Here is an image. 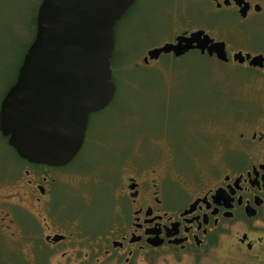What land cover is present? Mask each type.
Returning a JSON list of instances; mask_svg holds the SVG:
<instances>
[{
  "label": "flooded vegetation",
  "instance_id": "1",
  "mask_svg": "<svg viewBox=\"0 0 264 264\" xmlns=\"http://www.w3.org/2000/svg\"><path fill=\"white\" fill-rule=\"evenodd\" d=\"M204 1L207 13H223L225 19L215 27L181 30L174 41L166 43L197 31L224 43L225 59L217 53L191 50L245 70L236 87L237 99L244 104L234 109L229 103L223 106L216 121L222 132H199L204 139L200 143L199 137L194 138L189 166H183L163 141L148 160L135 156L106 164L102 169L113 198V216L103 226L87 228L77 219H62V210L52 208L57 184L87 191L91 180L72 181L73 171L66 178H52L47 171L67 170L87 140L91 116L106 110L114 98L90 114L84 144L65 165L22 158L0 130L29 167L24 170L25 179L20 175L7 184L10 189L23 188L15 191L17 195L1 194L8 186L0 179V230L10 232L16 220L19 231L10 236L31 245L29 264H264V0ZM164 54L182 56L170 52L159 58ZM195 162L200 163L197 170ZM22 193L28 195L25 201L20 199ZM81 195L90 197L89 193ZM29 200L30 208L24 203ZM18 209L38 219L40 225L32 233L23 231Z\"/></svg>",
  "mask_w": 264,
  "mask_h": 264
},
{
  "label": "rangeland",
  "instance_id": "2",
  "mask_svg": "<svg viewBox=\"0 0 264 264\" xmlns=\"http://www.w3.org/2000/svg\"><path fill=\"white\" fill-rule=\"evenodd\" d=\"M41 2L0 0V101L17 78L33 41L36 33L33 18ZM206 6L204 0H136L118 21L111 62L116 95L106 110L91 116L87 140L67 170L47 171L52 178L58 175L66 178L73 171L72 181L78 183V178L92 181L87 191L80 186L77 191L67 183L55 186L52 208L54 212L62 210V219H77L90 229L103 226L113 216V198L102 169L106 164L114 165L135 156L148 160L154 154L152 150L157 149L155 146L163 141L170 145L183 166H189L194 138L199 137L200 143L204 139L199 132H222L216 121L225 109L223 106L229 103L234 109L244 104L237 99L236 87L246 73L236 65L222 64L197 50L180 57L164 54L158 61L144 64L148 50L174 41L179 31L215 27L225 19L223 13L211 16ZM242 90L240 85V93ZM228 98L231 100L226 102ZM201 148L198 150L202 153ZM199 164L195 162V170ZM24 165L25 160L0 134V179L6 185L20 175L25 179L23 173L29 167ZM7 186V191L1 194L17 195L16 190L23 191ZM81 193H89L90 197L84 198ZM20 195L22 201L28 196ZM24 203L30 208V200ZM9 211L6 208L5 212ZM18 213L24 232L32 233L39 227L38 219L29 212L18 209ZM18 231L15 220L10 232ZM10 232L0 230V264H29L31 245L13 240Z\"/></svg>",
  "mask_w": 264,
  "mask_h": 264
},
{
  "label": "water",
  "instance_id": "3",
  "mask_svg": "<svg viewBox=\"0 0 264 264\" xmlns=\"http://www.w3.org/2000/svg\"><path fill=\"white\" fill-rule=\"evenodd\" d=\"M135 1L42 0L34 40L0 107V130L22 158L65 165L81 150L90 114L116 94V25ZM191 49L225 59L224 43L197 31L151 49L144 62Z\"/></svg>",
  "mask_w": 264,
  "mask_h": 264
},
{
  "label": "trees",
  "instance_id": "4",
  "mask_svg": "<svg viewBox=\"0 0 264 264\" xmlns=\"http://www.w3.org/2000/svg\"><path fill=\"white\" fill-rule=\"evenodd\" d=\"M36 17H37V13H35V16H34V18H33V21H34V25H35V27H36ZM35 32H36V30H35ZM34 37H35V35H34ZM33 40H34V38H33ZM33 42V41H32ZM111 62H112V60H111ZM22 64V63H21ZM19 71V70H18ZM17 75H18V72H17ZM12 85V84H11ZM10 85V86H11Z\"/></svg>",
  "mask_w": 264,
  "mask_h": 264
}]
</instances>
